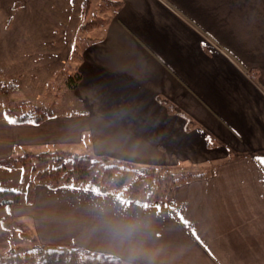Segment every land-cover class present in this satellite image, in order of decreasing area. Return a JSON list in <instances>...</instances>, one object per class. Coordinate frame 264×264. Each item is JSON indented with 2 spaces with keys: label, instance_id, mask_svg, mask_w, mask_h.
<instances>
[{
  "label": "crops",
  "instance_id": "obj_1",
  "mask_svg": "<svg viewBox=\"0 0 264 264\" xmlns=\"http://www.w3.org/2000/svg\"><path fill=\"white\" fill-rule=\"evenodd\" d=\"M86 1L0 0V16L18 18L22 35L51 37L50 47H20L39 52L41 79L25 81L21 61L13 94L51 92L75 40L85 39L62 72L64 107L18 116L23 123L2 118L0 159L68 151L137 168L192 166L195 176L160 205L39 184L30 203L25 192L7 213L27 220L41 245L126 264H264V0H110L120 4L90 30V6L103 1Z\"/></svg>",
  "mask_w": 264,
  "mask_h": 264
},
{
  "label": "rangeland",
  "instance_id": "obj_2",
  "mask_svg": "<svg viewBox=\"0 0 264 264\" xmlns=\"http://www.w3.org/2000/svg\"><path fill=\"white\" fill-rule=\"evenodd\" d=\"M105 1L103 3H105ZM88 3L89 2L87 0L85 2V8H87ZM91 5L92 6H90V8H93L95 6L93 9L96 10L91 15L92 17L89 16L88 22L84 26L86 30H90L93 27L98 26V24L102 22V15L111 11V8L104 7L105 5L103 6L101 1L98 2L97 5ZM20 6L16 5L14 11L18 10V7ZM4 11H7V8L3 9V6L0 5V15L1 13L3 14ZM14 11H11V13L13 12L14 14ZM22 26L23 25H21V22L18 18L3 19V17L0 16V48L3 49V45L7 46L8 49L10 48V50L7 51L5 54H2L0 52V62L1 59H3L2 63H4L5 66L2 69L0 68V71L3 70L4 72H6V78L2 77L0 73V123H2V118L4 120L10 121L18 116L23 115H27V118L29 119H34L38 115L47 116L51 115V113L55 112L57 109L64 107V105L59 104L64 101L56 100L57 96H59L58 93L62 94L66 91V88L62 86L63 83H61V79H63L62 72L66 71L67 74L68 69L74 67L73 62L75 63L78 59L80 53L79 50L85 41L83 35L79 36L77 38V41L75 40L74 50L76 52H70L69 60H67L69 63L64 65L65 68L63 69V71H58L59 73L54 78H52V84L48 85L49 90H51V92L47 91L43 93L41 97L37 98L34 95L30 96L28 94L25 97L21 93L13 94V91L17 90L18 88V83H22L19 82L20 77H18V75H14L13 72H17V70L18 72H22V68H19L18 66L21 61L26 62V66H29L30 68L28 67V69H25L27 71V74L25 73L23 75V79H25L26 81V79L28 78V81L33 82L40 80V76L38 74L34 75L33 73H36V71H38L39 68L35 69V66L39 65V59L41 58L37 55L39 53L38 51L23 53L18 50L20 49V47H23L25 45L27 47L28 44L34 45L40 44L41 42V44L48 45L47 47H50L49 44L51 37H43L45 40L42 38L40 42L39 39H37V37H33V35H22V31L19 29ZM67 45L70 48V43H67ZM42 48L44 49L45 46H43ZM44 53L47 54V57L49 59V51H45ZM61 63L62 62H60V64ZM8 66H10V68ZM41 85L42 84L40 81V84H37V87L40 88ZM25 87L28 91L29 89H34V87L31 88L29 85H26ZM34 90L31 92L33 93ZM1 134L2 132L0 128V135ZM34 152L40 151L39 149H35L33 152H31L30 150H25L24 152H22L23 154H21L19 157L12 156L6 159H0V161L4 160L3 163L7 165L14 164L13 168H16H0V190H12L19 192L21 196H24L28 184H30L31 187L39 185L37 182L41 183L43 186L46 184H53L52 177L50 174L47 175V172L57 169L62 164H64L65 170H63V174L61 170L60 175L64 177V180H62V182L60 183H57L58 185L90 187L89 183L91 182L89 180H92V176L81 180L77 179L78 176L72 173L71 171L72 157L76 155L80 156L83 154L66 153L68 151H55L37 155ZM89 157L95 158L93 156ZM132 168L136 171H140V168L133 166ZM67 173L72 174V177L65 180V178L67 177ZM157 173L160 174L161 178L164 177L162 179V182L156 183L155 185L154 183L156 177L147 178L142 188L139 190V195L136 198L143 199L147 193L152 192V189L155 190V196L157 195L158 197H161L164 194L170 195L171 190L176 185L186 180H189L195 176L194 168L192 166L186 165L165 167L163 170H157ZM65 174L66 176H64ZM100 175L101 174L97 175L98 182L102 181ZM132 181V177H129V179H127L128 184ZM111 182L112 181L110 179L108 180L107 178H105L103 184L105 183V185H110ZM57 184L53 185L57 186ZM113 189H115L113 191L116 192H120L121 190H123L122 187H115ZM32 199L33 195L31 197V201ZM27 226L30 228V224L27 220L13 216L12 214L10 215L9 213H7L5 206H0V260H2L3 257H6L10 253L11 255L16 252L24 253L28 251V248L38 245V243L33 240V236L31 234L32 232L29 228H27Z\"/></svg>",
  "mask_w": 264,
  "mask_h": 264
},
{
  "label": "trees",
  "instance_id": "obj_3",
  "mask_svg": "<svg viewBox=\"0 0 264 264\" xmlns=\"http://www.w3.org/2000/svg\"><path fill=\"white\" fill-rule=\"evenodd\" d=\"M103 2L102 4L103 6L105 5L104 7L111 9L120 4L110 0H106L105 3ZM78 79L79 75L75 72L73 75L67 76L66 84L69 87L74 88L78 83ZM40 121L41 119H36L34 122L39 123ZM23 122H25V117H18L16 123ZM3 162L4 160L0 161V167L13 168L14 164L7 165ZM161 169L163 170L164 168L147 167L140 168V171H136L132 168V166L127 164H123L118 161H109L105 158H91L88 155H76L72 157L71 163V171L78 176L77 179L82 180L92 176V180H89L91 183H89L90 187L88 188H91L97 193H107L115 190L113 189L115 187H122L123 190L120 192L118 191V193L120 197L127 200H134L139 195V190L142 188L147 178L156 177L154 183L155 185L156 183L162 182L164 177L161 178L160 174L157 173V170ZM61 170L63 174V170H65L64 164L59 166L57 169L47 172V175H51L52 183L54 185L64 180V177L60 175ZM68 173L65 180L72 177V174ZM99 174H101V182L97 181V175ZM64 176H66V174ZM129 177H132L133 181L128 184L127 179H129ZM105 178L112 181L110 185H105V183L103 184ZM37 183L41 184L39 182ZM53 184H46L44 186L50 189L62 186L58 184L57 186H54ZM32 190L33 187L28 184L25 195L26 203L31 202V197L33 195ZM20 196V193L16 191L0 190V206L11 207L14 204H18L21 200ZM145 197L142 199L145 204L160 205L164 202V200L168 199L169 195L164 194L161 197H158L157 195L155 196V190L152 189V192L147 193ZM27 250L28 251L24 253L16 252L12 255L10 253L0 260V264H126L111 255L84 250L74 245L46 246L38 243V245L30 247Z\"/></svg>",
  "mask_w": 264,
  "mask_h": 264
},
{
  "label": "snow or ice",
  "instance_id": "obj_4",
  "mask_svg": "<svg viewBox=\"0 0 264 264\" xmlns=\"http://www.w3.org/2000/svg\"><path fill=\"white\" fill-rule=\"evenodd\" d=\"M14 123V121H12Z\"/></svg>",
  "mask_w": 264,
  "mask_h": 264
}]
</instances>
